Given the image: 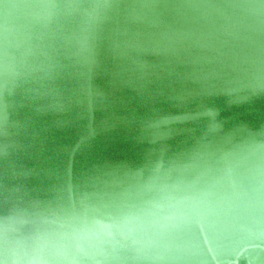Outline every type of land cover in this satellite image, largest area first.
<instances>
[{
    "label": "water",
    "instance_id": "95a60500",
    "mask_svg": "<svg viewBox=\"0 0 264 264\" xmlns=\"http://www.w3.org/2000/svg\"><path fill=\"white\" fill-rule=\"evenodd\" d=\"M0 264H264V0H0Z\"/></svg>",
    "mask_w": 264,
    "mask_h": 264
}]
</instances>
